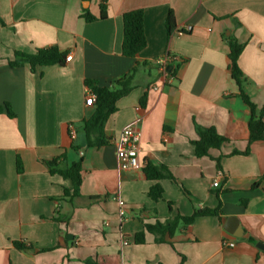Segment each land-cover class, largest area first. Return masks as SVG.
<instances>
[{"label": "crops", "instance_id": "0c3cea01", "mask_svg": "<svg viewBox=\"0 0 264 264\" xmlns=\"http://www.w3.org/2000/svg\"><path fill=\"white\" fill-rule=\"evenodd\" d=\"M100 3L0 0V106L9 103L15 114L0 113V264H264V141L252 143L247 155L234 154L249 146L239 121L250 114L227 72L223 38L235 36L244 45L238 61L244 90L263 107L264 0H108L107 18L87 22L86 10L99 18ZM133 10L144 12L147 46L127 58L123 15ZM170 11L176 31L168 38ZM52 46L71 60L35 73L9 65L15 51ZM167 52L174 58L160 71L156 61ZM137 64L133 90L106 123L111 143L88 147L83 121L95 106L85 103V80L110 87ZM195 122L214 127L229 143L197 157ZM126 127L141 132L136 169L123 168L117 156ZM63 154L69 165L83 157L75 198L65 196L70 181L51 175L45 164ZM146 161L168 167L189 195L163 179V199L151 200ZM204 209L219 213L172 236L146 232L145 243H135L146 223Z\"/></svg>", "mask_w": 264, "mask_h": 264}, {"label": "trees", "instance_id": "16d2710c", "mask_svg": "<svg viewBox=\"0 0 264 264\" xmlns=\"http://www.w3.org/2000/svg\"><path fill=\"white\" fill-rule=\"evenodd\" d=\"M107 4L108 0H101L99 18L91 15L86 10L83 16L84 19L87 22H93L107 18ZM0 22L2 21L0 20ZM165 26L167 28L168 38H170L174 31H176L175 18L172 11L167 15ZM223 38L229 46V53L226 57L227 72L239 87V96L250 114L248 121H239V123L243 124L247 129L249 146L243 153L235 152L234 154L247 155L250 152V145L252 143L264 141V105L263 107L258 108L245 93L244 87L247 79L238 64L239 58L244 50V45L240 43L235 36L223 35ZM146 46L147 39L144 27V12L142 10H133L125 13L123 15V56L127 58H135L146 48ZM166 55L170 56L171 54L167 52ZM67 56V51H62L56 46L37 49L33 54L15 51L13 59L9 60V65L13 68L28 65L31 72L35 73L42 67L55 65L64 66L66 64ZM138 66L139 65L137 64L128 75L115 80L110 87L100 86L96 80H85V86L93 91L97 97L93 114L83 121V129L88 147L101 148L108 146L111 143V139L106 134V123L109 118L117 112V102L133 90L134 75L138 70ZM144 66H147V63H144ZM172 76L174 77L175 75L173 74ZM145 103L146 98L144 97L141 101V105L145 106ZM2 109L6 111L10 118H15L12 106L9 103H4L0 106V113ZM194 126L197 133V139L191 141V144L194 146L195 155L199 158L210 156L209 152L212 149L220 150L224 145L229 143V140L220 135L214 127L201 126L196 122L194 123ZM214 160L217 163V168L221 169L220 159ZM82 162L83 157H81L78 162L69 165L67 164L65 154L60 155L51 161L45 162L51 175L59 174L64 179L70 181L71 187L65 190V196H69L70 198L80 196ZM17 164L18 171L22 172V165L19 159ZM143 172L147 180L152 182L148 192V197L151 200L158 202L163 199L164 190L160 184V181L163 179H168L177 184L185 195H189V192L175 179L168 167L157 165L151 161H146ZM70 190L73 191L71 196L69 195ZM170 205H172V203H170ZM218 213L219 210H195L191 217L177 215L173 219H168L165 222L157 220L154 224L146 223L143 231L135 235V243L144 244L146 232L160 235L169 234L172 236L180 226L187 227L200 216L215 215ZM15 245L20 249L25 248L24 245L19 243H15ZM86 264L94 263L87 260Z\"/></svg>", "mask_w": 264, "mask_h": 264}, {"label": "built area", "instance_id": "2783aa9c", "mask_svg": "<svg viewBox=\"0 0 264 264\" xmlns=\"http://www.w3.org/2000/svg\"><path fill=\"white\" fill-rule=\"evenodd\" d=\"M191 28L188 27V30ZM174 57L172 55H165L164 57L158 59L156 64L160 71H164L165 64L172 60ZM71 60V55L66 57V62ZM170 80H174V77H170ZM96 94L91 91L90 89L87 90L86 95V105L92 106L96 103ZM140 144H141V132L136 129L135 127H126L118 141H117V156L123 168L125 169H136L140 167V159H139V152H140ZM218 186V181L216 180L213 183V187ZM224 246L227 247H234V242L224 241ZM124 245H128V241L124 242Z\"/></svg>", "mask_w": 264, "mask_h": 264}, {"label": "water", "instance_id": "95a60500", "mask_svg": "<svg viewBox=\"0 0 264 264\" xmlns=\"http://www.w3.org/2000/svg\"><path fill=\"white\" fill-rule=\"evenodd\" d=\"M236 235H237L238 237H241V236L243 235V232H242L241 234H236ZM258 246L262 248L263 245H262V244H259Z\"/></svg>", "mask_w": 264, "mask_h": 264}]
</instances>
